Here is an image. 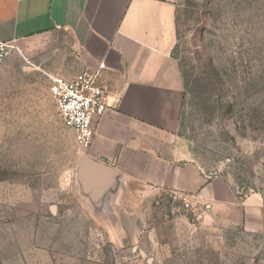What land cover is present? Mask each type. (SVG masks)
<instances>
[{
    "label": "rangeland",
    "instance_id": "374dc122",
    "mask_svg": "<svg viewBox=\"0 0 264 264\" xmlns=\"http://www.w3.org/2000/svg\"><path fill=\"white\" fill-rule=\"evenodd\" d=\"M174 3L173 55L192 81L178 144L241 194L264 192V0ZM81 71L62 32L0 63V264H264V233L224 227L169 193L124 199L122 213L95 206L96 167L49 92L52 77Z\"/></svg>",
    "mask_w": 264,
    "mask_h": 264
},
{
    "label": "crops",
    "instance_id": "0c3cea01",
    "mask_svg": "<svg viewBox=\"0 0 264 264\" xmlns=\"http://www.w3.org/2000/svg\"><path fill=\"white\" fill-rule=\"evenodd\" d=\"M51 32L72 38L83 71L107 95L84 151L98 172L89 190L95 206L122 213L124 199L137 206L142 196L169 193L224 227L264 233V192L241 194L178 144L184 81L173 55L174 0H0V40L19 46Z\"/></svg>",
    "mask_w": 264,
    "mask_h": 264
},
{
    "label": "built area",
    "instance_id": "2783aa9c",
    "mask_svg": "<svg viewBox=\"0 0 264 264\" xmlns=\"http://www.w3.org/2000/svg\"><path fill=\"white\" fill-rule=\"evenodd\" d=\"M13 41L0 40V63L14 50ZM49 92L58 116L73 133L75 144L86 151L94 138V128L108 107L107 95L97 75L82 71L73 77L54 76Z\"/></svg>",
    "mask_w": 264,
    "mask_h": 264
},
{
    "label": "trees",
    "instance_id": "16d2710c",
    "mask_svg": "<svg viewBox=\"0 0 264 264\" xmlns=\"http://www.w3.org/2000/svg\"><path fill=\"white\" fill-rule=\"evenodd\" d=\"M180 71H181V68H180ZM181 74H182V72H181ZM182 78L184 81V94H183V103H182V107H183V104L185 103V100L187 99L188 93H190V91L192 90V81H190L188 79V77L186 75H183V74H182Z\"/></svg>",
    "mask_w": 264,
    "mask_h": 264
}]
</instances>
